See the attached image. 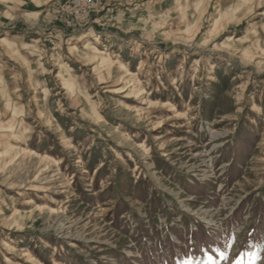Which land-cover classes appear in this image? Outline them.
I'll list each match as a JSON object with an SVG mask.
<instances>
[{
  "label": "rangeland",
  "instance_id": "obj_1",
  "mask_svg": "<svg viewBox=\"0 0 264 264\" xmlns=\"http://www.w3.org/2000/svg\"><path fill=\"white\" fill-rule=\"evenodd\" d=\"M0 264H264V0H0Z\"/></svg>",
  "mask_w": 264,
  "mask_h": 264
},
{
  "label": "bare ground",
  "instance_id": "obj_2",
  "mask_svg": "<svg viewBox=\"0 0 264 264\" xmlns=\"http://www.w3.org/2000/svg\"><path fill=\"white\" fill-rule=\"evenodd\" d=\"M210 84L213 86L218 84V75L216 72H214V74H212V76L210 77ZM20 152V151H19ZM47 246L49 247L50 244L48 243Z\"/></svg>",
  "mask_w": 264,
  "mask_h": 264
}]
</instances>
